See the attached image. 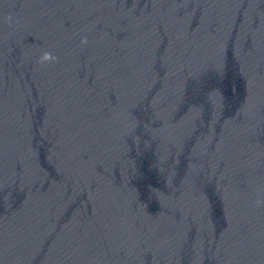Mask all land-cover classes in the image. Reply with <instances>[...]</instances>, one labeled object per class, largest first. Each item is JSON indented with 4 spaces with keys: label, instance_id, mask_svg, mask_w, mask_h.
Here are the masks:
<instances>
[{
    "label": "water",
    "instance_id": "1",
    "mask_svg": "<svg viewBox=\"0 0 264 264\" xmlns=\"http://www.w3.org/2000/svg\"><path fill=\"white\" fill-rule=\"evenodd\" d=\"M0 264H264V0H0Z\"/></svg>",
    "mask_w": 264,
    "mask_h": 264
},
{
    "label": "clouds",
    "instance_id": "2",
    "mask_svg": "<svg viewBox=\"0 0 264 264\" xmlns=\"http://www.w3.org/2000/svg\"><path fill=\"white\" fill-rule=\"evenodd\" d=\"M53 59V57L49 53H45L43 57H41V61H49Z\"/></svg>",
    "mask_w": 264,
    "mask_h": 264
}]
</instances>
